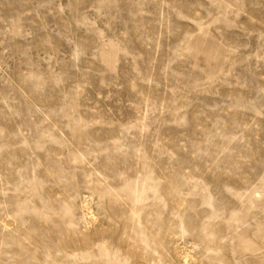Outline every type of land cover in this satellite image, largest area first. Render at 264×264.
Listing matches in <instances>:
<instances>
[{
	"label": "rangeland",
	"instance_id": "374dc122",
	"mask_svg": "<svg viewBox=\"0 0 264 264\" xmlns=\"http://www.w3.org/2000/svg\"><path fill=\"white\" fill-rule=\"evenodd\" d=\"M0 264H264V0H0Z\"/></svg>",
	"mask_w": 264,
	"mask_h": 264
}]
</instances>
